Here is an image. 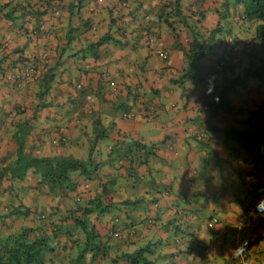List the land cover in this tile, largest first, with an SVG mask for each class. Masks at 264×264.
I'll list each match as a JSON object with an SVG mask.
<instances>
[{"label":"crops","instance_id":"obj_1","mask_svg":"<svg viewBox=\"0 0 264 264\" xmlns=\"http://www.w3.org/2000/svg\"><path fill=\"white\" fill-rule=\"evenodd\" d=\"M159 1L131 0L130 11L120 12L119 0H85V5L58 0L55 13L39 0H0V44L8 41L7 49L13 54L21 50L14 57L39 59L47 51L54 72L47 90L40 89V76L18 86L19 72L6 70L0 60V170L6 168L7 178L11 177L9 165L18 156V145L22 156L86 160L95 142L92 159L101 167L90 179L79 172L72 175L83 204V196L99 187L102 176L113 175L107 161L116 157L117 146L122 144L123 150L131 141L140 163L123 170L113 192L119 207L113 211L118 235L110 238L111 257L147 245L150 264H264V214L255 212L242 222L254 187L264 182V164L255 156L231 161L226 150L219 149L221 159H229V170L214 167L212 155L206 153L212 149L213 134H205L201 125L208 118L203 104L207 97L171 86L177 69L166 68L154 48L168 49L172 64L184 56L175 54V48L180 49L172 35L150 43L152 31L146 26L152 20L136 11L147 13L151 8L149 14L156 19ZM71 3L77 7L69 14ZM108 5L114 6L112 11ZM128 13L134 17L137 13V19ZM105 34L117 42L94 49L92 42ZM131 108L136 117L129 119L123 113ZM147 146H153L152 153L145 150ZM133 170L135 176H127ZM25 171L23 179L12 177L1 184L0 215L12 205L23 204L32 213L16 217L15 230L37 226L42 219L59 224L77 198H70V193L38 195L34 168L29 165ZM104 220H95L102 239L108 230ZM11 222L8 218L6 223ZM65 225L70 232L54 238L52 264H58L61 256L66 264L78 253L70 249L77 231L69 222ZM8 231L0 222V233ZM240 246L244 250L237 255ZM87 259L89 264H115L109 259L91 261L90 253Z\"/></svg>","mask_w":264,"mask_h":264},{"label":"trees","instance_id":"obj_2","mask_svg":"<svg viewBox=\"0 0 264 264\" xmlns=\"http://www.w3.org/2000/svg\"><path fill=\"white\" fill-rule=\"evenodd\" d=\"M78 1L85 5V0ZM119 1L122 5L120 12L128 11L131 0ZM233 2L243 11L239 17L237 15L238 22L243 20L248 23L246 29L241 31L246 37L243 40V48L236 54H234L232 48L228 51V46L218 51V53L215 51L217 49L214 48L218 32L222 30L232 32L234 29L232 27V18L238 14V10L229 11L230 0H219V7L218 9L217 7L214 9V13L208 12V9L204 8V4L200 7L194 5L195 7L193 8L192 3H183V0H160L155 8L156 19H152L151 14H149L151 13L149 12L151 8L147 10V13H141L140 9L136 11L138 14L143 15L144 18L148 17L152 20L149 26H146L147 31H152L150 36L152 41L161 39L162 36L172 35L174 38L173 44L175 43V46L183 50L185 66H183L182 71L179 72L177 67L173 66L177 69V76L173 80L178 82L183 90H190L194 94H200L201 92L206 94L209 92V88L214 90L217 87L216 81L223 77L227 80V84L220 89V92L223 95L222 102L227 103L228 99L225 95L227 92L233 91L236 83L248 84L251 80L256 79L261 85L260 88L262 90L260 92L263 96V100L260 103L253 104V111H258L264 105V0H233ZM76 7L74 3H71L68 7L69 14L74 13ZM113 7L110 6L109 9L112 11ZM2 9L3 7H0V10ZM137 13L135 17L132 13H128L127 15L137 19ZM238 26L242 27L241 24ZM231 37L235 43L239 40L237 34L232 33ZM183 39L186 40L183 41ZM107 42H117V40L109 34H105L92 42L91 46L97 50L102 44ZM96 50L93 53L94 57H97ZM20 51L17 50L13 54V50H8L6 47L0 52V60L6 70L20 65L22 56L14 57ZM168 52L170 56V51ZM233 54L238 59L234 65L229 66L231 58L236 57L232 56ZM240 64L245 66L241 67L238 71L231 72L230 78H227L223 73L221 75V72L225 71L228 66L229 68H233ZM50 65L44 66L39 75V87L41 90H47L49 82L54 79L53 66ZM94 89L96 90V88ZM215 100H209L207 106L210 108L215 107ZM207 112L212 121L209 122L205 118L202 119L201 125L205 134H218L222 132L219 129V124H217L215 112L210 110H207ZM245 122H251L253 125L259 126V119L257 117L246 118L240 121V123ZM241 127H244V125ZM99 136L98 134V139ZM262 140V137L254 136L253 141L248 143L249 149L259 156L261 149H263ZM131 145H133V142L130 141L129 145L126 144L123 150L121 149L122 144L117 146L115 152L118 150V154L107 161V166L113 175L107 174L106 176H102L103 178H101L102 181L99 187L92 193L89 192L88 196H83L86 199L83 204L79 202L82 197H78L79 193L76 191V182L71 177V174L72 172H79L87 179H90L98 171L101 166L98 162L94 163L92 159V151L95 145L90 146L86 160L66 155L22 156V145H18V156L12 163V168L10 167L11 164L9 165L10 171L20 168L18 167V163H21L24 171L31 165L37 175L33 187L37 190L38 195L47 196L48 193L67 195L70 193V198L77 199L69 214L60 217L59 224L53 222L46 224L45 221L47 219H42L40 223L38 222L37 226L22 225L17 230L12 225L16 217L29 216L32 210L23 204L12 205L10 209L7 208L0 215V222L5 223L9 230L7 233H0V264H46L48 261H50L48 264H52L53 258L51 254L55 251L52 242L58 235L63 233L69 234L70 230L65 225L67 222L77 231L76 237L71 241L72 247L70 249L78 247L81 249L79 248L77 250L78 255L69 259L66 264H89L87 259L88 253L91 254V261L99 258L100 260L109 259L115 264H150L151 260L147 257L149 250V246L147 245H140L134 250L123 251L117 256L111 257L113 246L110 238L114 237V233L117 230V217H113V211L119 207L115 205L113 192L118 181L124 176L123 170L128 167L135 169V163H140L138 161L140 153L136 152ZM150 147L153 146H147L145 150L152 153V148ZM142 150L144 151L143 147ZM145 162L143 161L142 163ZM23 170L20 174H12L10 178H7L6 168L1 169L0 186L4 181H9L12 177H17L20 180L23 179L26 176ZM133 173H136V171L128 172L127 176H135ZM149 173L151 174L150 171ZM136 177L138 179L141 178V176ZM155 204L157 206L158 202H153L154 206ZM100 217L106 219L104 220L105 222L108 221V225L106 224L108 230L104 235V239L101 238L95 224V220H99ZM8 218L11 219V224L6 223ZM46 226H49L48 230ZM54 257H58V255L55 254ZM63 259L61 256L58 264H65Z\"/></svg>","mask_w":264,"mask_h":264},{"label":"clouds","instance_id":"obj_3","mask_svg":"<svg viewBox=\"0 0 264 264\" xmlns=\"http://www.w3.org/2000/svg\"><path fill=\"white\" fill-rule=\"evenodd\" d=\"M58 0H41L43 4L51 7V12H57L58 9L55 8L56 2ZM204 8L208 9V12L214 13V9H218L219 7V0H203ZM194 8L195 6L192 5ZM220 9V8H219ZM238 10L236 7H233L232 9L229 8V11H234ZM242 10H238L237 13L232 19V27H237L239 28V31H243L246 29V26L248 25L247 22H244L243 20L238 22V17L242 14ZM238 15V17H237ZM241 24L242 27H239L238 25ZM38 29L40 31L43 30V24L40 23L38 26ZM35 31L33 30L32 33ZM237 42H233V39L231 35L228 37L227 40H223V43H219L221 46V49H217V53L220 50H223V48H227L228 46V51L232 48L234 51V54H236L239 50L243 48V40L246 39L245 35L241 33L238 35ZM186 39H183L185 41ZM226 41H228L226 43ZM149 42L153 43L152 38L150 39L149 37ZM8 41H3L0 44V51L5 49L8 46ZM153 48V47H152ZM155 49L156 54L159 56L162 61L165 62L166 68H171L172 67V61H170V56H169V50L166 48H160V49ZM182 50V49H180ZM183 51V50H182ZM232 56H236V55ZM238 57H232L229 63L230 65H234L237 61ZM51 63V57L50 54L47 51H44L40 54L39 59H34L32 58L31 55L27 57H22V62L20 63L19 66L16 69L19 74L21 75V79L18 81V86L21 85V82L23 80H30L33 79L37 76H39L42 72V68L46 65H49ZM222 73L227 76V78H230L232 74H230L233 71H238L241 67L245 65H238L233 68H229ZM11 68V69H13ZM217 82V87L214 88V90L211 88L208 89V93H206L203 96H206V100L203 103L208 110L210 107L207 106L208 101L212 99L214 101L215 99V107H211L212 111L215 112L217 124H219V129L224 132L225 136V141H228L230 144L231 150L228 152V155L230 156V160H242V159H248L250 156H255L258 159L262 158V163L264 164V105L260 107V110L258 111H253V104L260 103L263 100V96L261 95L260 90H262L260 87L261 85L258 83L256 79L251 80L248 84H239L236 83V85L233 87V91L227 92L225 97H227L228 102L223 103V95L220 92V89L225 87L227 84V80L224 79L223 77ZM111 85H114V81H110ZM79 86L81 84H78ZM90 94H87V98L90 99ZM224 97V98H225ZM243 112V113H242ZM242 113V114H241ZM126 118L132 119L136 117V110L130 109L129 111H126L123 113ZM208 114V118L206 119L207 121L211 122L212 120L210 119L211 117ZM145 115V113L143 114ZM251 117H257L259 119V126L253 125L251 122H245V123H240V121L245 120L246 118H251ZM244 125V127H241ZM219 134V133H218ZM262 137V144H263V149H261V154L260 156L253 151H251L248 147V143L253 141V137ZM26 173V172H25ZM263 187V188H262ZM255 193L250 196L248 202L245 204V208L242 214V222L250 220V218L254 215L255 212L264 214V196L262 199L258 200L256 203V208L253 209V212L246 216V211L249 208V205L251 204L252 200L254 198L258 197L260 194L264 193V182H260V185L257 187H254ZM156 206V204H155ZM182 211V209H179ZM116 234V235H115ZM118 234L117 232L114 233V236L116 237ZM243 246H240L236 249V254L239 255L241 252H243ZM246 255V254H245ZM246 264V263H244Z\"/></svg>","mask_w":264,"mask_h":264},{"label":"rangeland","instance_id":"obj_4","mask_svg":"<svg viewBox=\"0 0 264 264\" xmlns=\"http://www.w3.org/2000/svg\"><path fill=\"white\" fill-rule=\"evenodd\" d=\"M209 1V0H207ZM192 3L193 5L197 6V7H200L202 4H203V0H183V3ZM233 7H236L238 10H240V8L237 7V5L233 2V0H230V5H229V8L232 9ZM202 9V8H201ZM244 22H247V21H244ZM234 29L231 31H227V30H222L220 32L217 33L216 35V41H215V44H214V48L215 49H221V47L219 46V43H223V40H227L228 37L233 33V34H237V35H240L242 32L239 31V28H235L233 27ZM179 52L181 56H184L183 54V51L182 50H178V48H175V54L176 52ZM216 51V50H215ZM216 64V63H214ZM176 66L178 71L181 72L182 69H183V66H185V60L182 58V57H177V59L175 58L174 59V62L172 64V67L173 66ZM168 83L169 82H172V81H167ZM176 86V87H180L179 86V83L178 82H175L173 81L171 86ZM225 134L224 132H220L219 134H213L212 135V140L210 141L211 142V145L210 147L212 148L210 151L208 150L207 155L210 156L212 155L211 157L213 158V162H214V167L217 168V169H221V171L223 172H227V170H229L228 166L227 165H230L229 164V159L224 161V159H221V156L218 152L219 149H222V150H226V153L228 154V152L231 150V147H230V144L228 143V141H225ZM94 140V139H93ZM93 140L91 143H93ZM95 143V142H94ZM93 143V145H95ZM206 147V146H203V148ZM77 153L80 154V150H77ZM87 155V154H86ZM87 158V156H83L82 159H85ZM207 161H209L208 159H206ZM262 161V158L259 159V162ZM10 167L12 168V164L10 165ZM18 167L20 168H16L15 170H12V174H16V173H21L23 168H22V165L21 163H18ZM24 171V170H23ZM26 172V171H24ZM76 172H72L71 174V177L72 175H74ZM221 174L220 173V177H221ZM175 176L177 178H179L180 176V173L179 172H176L175 173ZM17 178V177H16ZM19 179V178H17ZM196 186V184L194 185ZM22 209V208H21ZM261 240V239H260ZM80 247L76 248L77 250H79ZM81 249V248H80ZM76 251V250H75ZM78 255V253H76V256Z\"/></svg>","mask_w":264,"mask_h":264},{"label":"built area","instance_id":"obj_5","mask_svg":"<svg viewBox=\"0 0 264 264\" xmlns=\"http://www.w3.org/2000/svg\"><path fill=\"white\" fill-rule=\"evenodd\" d=\"M263 196H264V193L260 194L258 197L254 198V200H252L251 204L249 205V208L246 211V216L250 215L253 212V209L256 208L255 206H256L257 201L262 199Z\"/></svg>","mask_w":264,"mask_h":264}]
</instances>
